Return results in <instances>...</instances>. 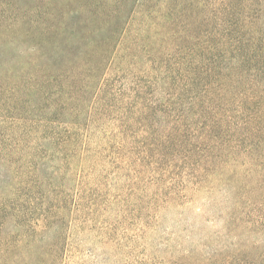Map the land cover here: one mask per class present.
<instances>
[{
    "label": "rangeland",
    "instance_id": "rangeland-1",
    "mask_svg": "<svg viewBox=\"0 0 264 264\" xmlns=\"http://www.w3.org/2000/svg\"><path fill=\"white\" fill-rule=\"evenodd\" d=\"M145 3L151 15L136 9L90 91L78 93L88 83L79 75L55 115L53 98L42 96L43 73L71 55L63 45L41 49V10L50 0H0V202L8 208L0 264L46 263L57 229L41 214L60 227V264H264V120L259 137L249 138L229 133L234 119L221 133L209 111L195 108L205 86L199 73L213 54L222 64L240 36L245 47L264 49V0ZM185 62L196 78L189 93L176 74ZM261 84L255 110L264 118ZM50 118L46 136L67 134L72 143L42 139ZM16 211L40 232L28 246L33 261L18 260Z\"/></svg>",
    "mask_w": 264,
    "mask_h": 264
},
{
    "label": "trees",
    "instance_id": "trees-1",
    "mask_svg": "<svg viewBox=\"0 0 264 264\" xmlns=\"http://www.w3.org/2000/svg\"><path fill=\"white\" fill-rule=\"evenodd\" d=\"M145 2L147 0H50L49 6H43L41 10L43 33L41 49L49 46L51 50L56 51L63 45L64 49H66L65 52L71 55L69 63L59 64L60 66L58 65L51 69V73L47 74L42 71L44 78V85L41 88L42 96L53 98V102L56 104L52 106L53 114L57 115L59 108L63 106L61 102H65L68 99V94L70 95L71 92L75 91V84L79 75L85 76L88 83L82 86L78 93L84 95L90 91L92 88L90 84L96 82L107 61H111L115 56L116 47L120 43L123 33L126 32V27L133 19L136 9L139 6L143 7L142 13L145 16L151 15L149 14L150 11L147 12L148 3ZM45 5H47V0H45ZM171 12V10H167V13H169V15H166L167 19L174 20V16L176 19V10L174 13ZM157 13L154 12L153 15ZM157 15L158 18L164 17L162 14ZM68 18L72 21L70 25L68 24ZM49 21L50 24L48 25ZM156 35L161 37L160 33H156ZM240 37L241 39L239 40L236 37L233 38L235 44L231 46V52H227L231 56L225 59L222 64L216 65L217 57L219 58V56L213 54L209 66L204 65L201 69L199 76L201 81L205 82V86L200 91V96H195L196 100L194 98L195 108L202 113L207 110L204 114L209 111L216 119L211 120L212 125L218 126L221 133H223L222 124H231L229 120L232 118L236 123L234 126L231 125L232 131L229 133L242 132V135L249 138L253 136L259 137L261 128L258 127L264 118L257 116L255 108L261 102V97L257 93L261 92L258 89L263 88L261 81L264 80V49L258 51L251 48V46L248 47L246 45L245 47L243 36ZM82 44H85L83 45V50ZM190 69V62H185L176 71V74L183 78L182 80L185 82L183 92L187 93L193 92V85H195L196 79L194 74H191ZM193 70L196 72V68H193ZM186 75H191V77L187 78ZM167 77L172 79L173 76L167 72L165 79ZM244 82H247V85L250 86L241 91L240 87H244L242 86ZM247 95H251V97ZM174 98L176 99L177 95ZM126 105L125 113L130 109V104ZM231 105H236L235 110L232 112V116H227L226 113L230 112L229 108ZM51 121V118L47 122L42 121V139H49L47 142L51 144H63L64 146L74 141L71 136L67 134L61 135L54 131L52 134L50 132L49 136H46L45 133L49 129L48 126L52 125ZM128 121L131 120L123 118L122 124L125 125ZM211 129L212 126H207L206 130L204 129L205 133L201 135L202 145L207 137L211 135ZM253 145L254 143L252 148H250L251 150ZM66 154L64 162L69 160L72 152ZM34 189L41 191L42 186L35 184ZM31 191L34 192L33 188ZM2 205V202H0V216L8 211V208L6 206L2 207ZM15 213L18 212L16 211ZM41 215L48 227H54L55 225L57 229L53 233V239L49 247L43 252L46 260L45 264H60L63 252L60 227L53 222L52 218H49L48 214ZM18 216L13 223L18 229L16 250H20L22 253L18 260H24L26 257L32 260L34 258H32L31 250L28 246L35 244L36 237L39 236L40 232L33 228L34 226L31 225L30 220L25 219L19 213ZM11 253V250H7L5 256Z\"/></svg>",
    "mask_w": 264,
    "mask_h": 264
}]
</instances>
